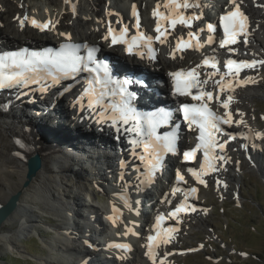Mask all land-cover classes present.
<instances>
[{
  "label": "bare ground",
  "instance_id": "1",
  "mask_svg": "<svg viewBox=\"0 0 264 264\" xmlns=\"http://www.w3.org/2000/svg\"><path fill=\"white\" fill-rule=\"evenodd\" d=\"M239 1L249 13V15L247 14L248 31L252 33L250 39L253 45H247L245 51L253 55L255 59H264V2L262 0ZM42 2L48 5V9L39 7L34 11L38 15L46 12L47 16L56 23L55 29L51 32H38L28 24L21 30L15 17L23 18L27 15L31 18V11L27 10L28 3H30L29 0H0V41L2 42L0 44H8L9 41L18 42L43 38L62 40L64 36L59 35V33L68 34L70 32L75 40L99 41L103 45L104 50L120 56L125 64H130L135 69L142 68L151 72L152 75H156V77L160 76L162 82L160 84L157 83V86L162 87L163 91L169 87V73L181 65L191 64V62L195 63L197 60L193 52L182 51L184 53H180L175 46L171 47L166 42L160 46V52L155 62L125 56L118 47L109 48L106 45L103 36L106 34L105 23L107 19H128L132 4H135L141 9L143 25L152 27L155 20L152 17V12L155 10L156 5H162L166 0H69L68 4H65L64 0H43ZM204 4L205 2L202 3L198 10L207 14ZM217 5L218 3H216ZM73 7L75 8V13L72 10ZM181 11L185 15L195 13L191 9ZM108 12L113 14L108 15ZM256 27H259L257 30L262 31L261 35L258 32L260 36L254 34ZM226 73H214V79L211 82L209 81V84L216 86L215 82L220 81L221 76L225 77V83L236 79V77L231 74L226 75ZM255 74L247 72L240 75L238 79L241 82L244 81L245 77H251L255 82L243 84L242 86L236 85L233 91L221 93L220 97L223 99H226L227 95L233 97L229 111H234L233 120L242 118L245 124L237 125L233 123L232 126L243 132L250 133L249 144L254 147L250 161L264 174L262 172L264 139H256L255 137L257 131L264 133V128L259 127V122L254 117V112L249 111V103L252 101L253 96L256 95L257 89L259 90L263 85L262 82L255 78ZM34 96H37L36 93ZM148 97L149 93L143 99ZM110 98L115 101L113 96ZM49 99L50 96L46 94L41 99V104L38 103L39 99H36L37 102L33 100L23 103L19 101L13 102L9 104L7 109L0 106V205L6 203L17 191L21 192L15 209L0 225V246L21 253L18 239L25 234L34 232L38 234L40 232L39 225L43 223V220H41L43 217L40 216L42 212L57 220H53V223L48 228V230L53 232V235L46 239L43 236L41 239L46 246L45 248L49 252H55L56 256L49 255L47 258L42 259L40 264H79L86 257L96 256V253L99 257H110L108 259L113 260V264H130V261L134 260L133 256L131 254L122 255L119 253L120 250L116 248L108 249L105 241L107 239L106 230L103 227V233L100 234L99 232V228L103 224L102 221L104 222L100 218L101 209L119 205V200H117L119 196H115V192L121 181L112 173L106 174L104 172L105 168L101 165L98 168L100 163L97 165L93 164L97 156L102 158L106 165L110 164L111 154L109 150L98 148L99 146H94L93 148V142H90V146L94 151L87 156V165L81 164L79 161L77 163L79 166L74 168L70 155L64 149L66 145L69 146L70 144H74L75 150L82 149V141L84 142L91 138H98L96 139L98 144L102 141H109L110 132H100L102 129H98L99 125H95L88 115L85 116L76 112L75 108L77 106L72 103V97L68 94L58 95V92H54L52 99ZM64 100L66 103H63ZM47 102L50 103V106H48ZM33 106L37 107L41 112L50 111V116L53 120V117H57L56 127L54 126L51 129L49 126L48 128L47 123L50 121L47 122L46 119L50 116H42L40 113L35 114L32 111ZM220 110L224 114L225 110L223 108ZM237 110L244 114L243 117L237 114ZM31 114H35L37 120L39 119L44 123L43 129L57 135L59 137L58 142L62 144L41 142L39 149L35 151V153L40 154L41 165L37 171L30 174L28 183L24 185L29 171L25 162V155L23 154L22 158L20 156V142L26 133L24 127L28 126V124L20 123L18 118L30 120L35 116ZM60 119H63L69 125L70 130L66 129V127L64 128ZM36 124L40 127L42 126L39 123ZM86 131H89V133H86V137H83ZM62 138L66 139V141L62 142ZM65 142L70 144H65ZM231 150L241 152L237 143L232 144ZM227 169L228 166L221 170L222 177L226 176L234 180L236 175H232L231 170L228 171ZM92 180L95 182L99 181V184L103 186V192L107 198L106 202L100 203L96 200V194L92 190ZM170 180L172 179L170 178ZM166 181H169V178L166 180L163 174V185H165ZM225 185L226 182L224 180L221 188L225 187ZM128 205L129 201L124 200L122 206L128 207ZM104 219L108 221L111 228L115 227V223L108 216ZM90 243H94V246H91ZM136 253H138V250ZM121 256L124 258L120 259ZM159 259H164L165 263L167 261L163 255ZM159 259H157L158 264ZM142 264H146V262Z\"/></svg>",
  "mask_w": 264,
  "mask_h": 264
},
{
  "label": "snow or ice",
  "instance_id": "2",
  "mask_svg": "<svg viewBox=\"0 0 264 264\" xmlns=\"http://www.w3.org/2000/svg\"><path fill=\"white\" fill-rule=\"evenodd\" d=\"M65 4L69 3V0H64ZM229 3L233 5L232 9L226 14L219 17L220 27L223 29V39L220 41V47L225 48L227 45H235L238 43V37L244 38V43L247 44L248 40V17L241 10L236 0H229ZM200 5L193 3L192 0H166L163 7L168 10L167 14L161 13L158 10L152 12V17L156 19L154 31L156 33L155 38L151 35H145L137 31V34L132 38L126 39L128 34V26L124 25L117 31L111 26V22L107 27L106 34L103 36L105 41L110 40V46L113 45H125V51L128 54L140 55L142 58L145 55L144 52L139 49H146L149 59H154L152 53L155 51L152 47L153 41L163 44L167 39V28L161 27V21H167V24L171 28H175L176 25H182L185 27H191L193 20L200 17L193 13L192 15H185L181 10L195 9ZM75 13V8L73 7ZM108 15L113 13L108 12ZM131 16L135 19V27L137 30L140 27L139 13L135 5L131 9ZM18 21L21 30L24 29L26 24L33 28H37L40 31L54 29L55 24L53 21L48 20L39 22L35 18H29L25 15L23 18L15 17ZM207 31L213 33L216 31V27L209 23L207 24ZM66 39H71L69 34L59 33ZM189 37L193 36V33H188ZM213 37H208V43H212ZM84 47L87 50L86 56L79 55L80 48ZM191 44L187 41L178 40L176 43V50H184L190 48ZM96 48L88 47L87 45H76L72 43H62L59 50L53 52L51 50L44 53L27 52L21 50L20 52H13L0 56V90L13 89L16 87H26L29 82H35L36 77L46 76L50 78L53 84L60 83L65 78L75 77L81 72H87L92 75V79L87 81L88 87L83 91L80 99L84 96L88 97L87 106L94 110L99 108L103 109L98 115L100 120L98 122H105L111 120L112 126L119 130V125H128L130 122L133 126L124 130L135 133L136 136L143 134L142 129L147 127L148 135L152 138L151 143H145L143 145L144 151L154 156V159L144 176L140 178V184L149 182L158 164L161 163V152L175 154L177 151L176 135H158L156 129L162 124L166 123L171 117L169 113H155L148 115H141L137 113L135 108L132 107V97L129 95L127 88L125 87L129 81H117L113 79L107 70V65H103L96 60L94 53ZM229 51H234L229 49ZM210 64L209 59L203 61V65L208 66ZM91 65V66H90ZM264 66V59L251 60V61H237L235 59H228L224 65L227 69V74H231L236 77L235 80H229L225 83V77L221 76L220 81L215 82L218 94L214 96L213 91L198 90L197 94H192L193 88H199L200 83H208L207 80L200 82L198 80V73L196 69L191 70H178L169 73L172 84L173 94L179 96L191 97L192 101L199 103H182L179 111L182 113L183 120L192 129L195 126L198 129L199 135L195 147L183 152V160L185 162L192 161L196 158L198 152L203 153V159L200 162L199 170L194 168H188V172L201 185L206 186V181L203 177L217 172L219 167L217 161L220 162V167L224 163H227V158L219 153H223L226 144L235 139V135L231 133H223L222 125L231 126L233 123L237 125L245 124V121L241 118L239 120H233L232 113L229 111L230 103L233 100L231 95H227L226 99L221 100L219 93H227L234 90L236 85H243L247 83H253L251 77H245L244 81H239L238 76L244 69H256L257 66ZM212 68H216V63H211ZM101 69L103 73L101 74ZM99 86V87H97ZM112 86V87H109ZM118 95L120 97L119 104H113L110 97ZM109 98V99H106ZM217 101L220 106L225 110L223 117L218 116L209 107V104L213 101ZM237 114L243 117V113L237 110ZM264 118V117H262ZM218 134L227 135V139L220 141ZM256 139H264V133L257 131L255 133ZM247 139V137H242ZM132 144L139 146V141L133 140ZM246 147V146H244ZM219 149V153L217 152ZM144 159V157H141ZM121 179H123L121 177ZM176 182L184 181V176L179 170L175 176ZM221 183L217 180V184ZM226 187V185H225ZM180 191L179 188H174L173 193ZM197 189L192 187L186 191L184 202L175 208V211L169 213L172 218H176L179 213L190 208L195 212L196 208L187 204L188 196L196 193ZM170 203V201H169ZM118 209L113 207V212H117ZM110 220L115 221V216H110ZM163 220L162 216L156 217V228H159L160 222ZM177 231L175 227H169L166 230L157 231L156 235H149L147 237L148 244L147 252L145 255L152 261V264H157V256L154 253V249L159 245H167L173 239V234ZM128 234L127 231L125 233ZM110 248L114 247L122 251L130 250V246L126 244H110ZM124 257L121 256L120 259ZM159 264H165L164 259H159Z\"/></svg>",
  "mask_w": 264,
  "mask_h": 264
},
{
  "label": "rangeland",
  "instance_id": "3",
  "mask_svg": "<svg viewBox=\"0 0 264 264\" xmlns=\"http://www.w3.org/2000/svg\"><path fill=\"white\" fill-rule=\"evenodd\" d=\"M42 1L29 0V4L43 5ZM257 29L259 27L255 28L254 32L257 31L255 35H258V32L261 35L262 31ZM254 71L261 78L260 82L263 85L259 90L257 89L256 95L253 96L252 101L249 103V111L254 112L259 122V127L264 128V118L259 119L260 114H264V66ZM258 77L255 76L259 80ZM36 108L34 107V109ZM38 112L39 110L36 113ZM51 118L50 116L46 120L47 122L50 121L47 123V127L49 128L50 126L52 129V127L57 125L58 119L57 117H53L54 120ZM18 120L20 123L28 124V126L42 135L54 139L60 145L59 143L61 142H58L59 137L53 132L43 129L44 123L39 119L37 120L36 115L30 119L31 122L21 118H18ZM51 120L53 121L51 122ZM60 120L64 128L66 127V129L70 130L69 125L63 119ZM32 121L41 124V128L33 124ZM61 141L64 142L66 139L62 138ZM65 144L70 143L65 142ZM83 144L85 145V143ZM73 146L74 144H70L64 147L70 157L75 156V153L71 150ZM85 146L87 147L88 145ZM247 162L241 166L240 170L232 171V174H236V178L234 180L228 179L229 190H231V187H235L238 190L236 194L228 197L225 203L220 204L218 202L211 191V186L202 189V198L213 206L212 211L208 215H203L202 219L198 215L192 218L193 222L190 220V222L185 223L178 237V244L182 247L185 248L197 244L200 250L188 252L182 256H174L171 258V264H264L263 259L258 258L264 248V174L261 173L257 166L253 167ZM73 166L78 167L77 164H73ZM262 169V172H264V162L262 163ZM104 197L105 195H100L98 198L99 202ZM40 216L43 217L41 219L43 223L39 225L40 232L38 234L35 232L25 234L18 239L21 253L0 246V264H40V261L49 255L56 256L55 252L50 253L45 249L46 246L41 239L43 236L46 239L53 235L47 230L53 220H57L52 219V216L50 218L45 217L49 215L42 212Z\"/></svg>",
  "mask_w": 264,
  "mask_h": 264
},
{
  "label": "water",
  "instance_id": "4",
  "mask_svg": "<svg viewBox=\"0 0 264 264\" xmlns=\"http://www.w3.org/2000/svg\"><path fill=\"white\" fill-rule=\"evenodd\" d=\"M24 130L26 133L23 135V138L20 142V156L22 158L23 154L25 155V162L27 163L29 171L25 179L26 181L24 182V185H26L29 181L30 174L34 173V171H37L41 165L40 154L35 153L36 149H39L41 142L49 144L55 142L51 138L46 137V135H40L33 132L32 130H28L27 126L24 127ZM20 193V191H17L8 199L6 203L0 205V225L15 209Z\"/></svg>",
  "mask_w": 264,
  "mask_h": 264
},
{
  "label": "trees",
  "instance_id": "5",
  "mask_svg": "<svg viewBox=\"0 0 264 264\" xmlns=\"http://www.w3.org/2000/svg\"><path fill=\"white\" fill-rule=\"evenodd\" d=\"M258 258H262L263 261H264V248H263V250H262V253H261L260 257H258Z\"/></svg>",
  "mask_w": 264,
  "mask_h": 264
}]
</instances>
